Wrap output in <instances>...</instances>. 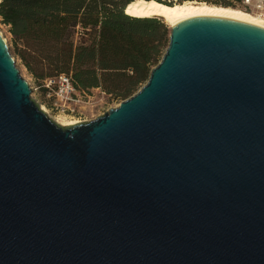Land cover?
I'll return each instance as SVG.
<instances>
[{
    "label": "water",
    "instance_id": "95a60500",
    "mask_svg": "<svg viewBox=\"0 0 264 264\" xmlns=\"http://www.w3.org/2000/svg\"><path fill=\"white\" fill-rule=\"evenodd\" d=\"M30 94L0 34V264H264V27L177 22L87 123Z\"/></svg>",
    "mask_w": 264,
    "mask_h": 264
},
{
    "label": "trees",
    "instance_id": "16d2710c",
    "mask_svg": "<svg viewBox=\"0 0 264 264\" xmlns=\"http://www.w3.org/2000/svg\"><path fill=\"white\" fill-rule=\"evenodd\" d=\"M128 1L0 0V22L36 82L65 75L78 92L99 88L124 101L146 83L169 36L159 19L123 15L121 7ZM156 1L171 5L194 0ZM200 1L230 6L225 0Z\"/></svg>",
    "mask_w": 264,
    "mask_h": 264
},
{
    "label": "rangeland",
    "instance_id": "374dc122",
    "mask_svg": "<svg viewBox=\"0 0 264 264\" xmlns=\"http://www.w3.org/2000/svg\"><path fill=\"white\" fill-rule=\"evenodd\" d=\"M212 1L218 2V1H223V0H212ZM225 1L229 3L230 8L242 10V11L255 15L254 8L244 6L242 3V0H225ZM189 2L205 3L200 0H194V1H189ZM209 5H215V4L210 3ZM216 6H219V5H216ZM165 26L169 30V34H170V28L167 25ZM78 32L79 33H78L77 38L81 37L80 35H82L81 29H79ZM0 34L2 38L5 40V43L7 45V48L11 56L14 58L15 67L19 73V76L24 81L27 82L31 90L30 98L34 101V103H36L39 106V108L41 107L44 108L45 114L51 120L61 121L65 124L70 123V122H75L74 125L87 123V122L93 121L103 116L104 114L108 112V110L110 111L111 109H114L121 102L119 100L112 99L109 95H106L105 93H103L101 89L93 88L84 93L79 92L81 94L80 101L74 107L75 109L73 113L61 112L58 109H55V107L53 106L54 101H53L52 96L47 95L44 89L41 88L42 82L41 81L36 82L22 66L19 58L16 56L14 44L12 41V36L8 32V28L5 25H3L1 22H0ZM167 39L169 40V36L167 37ZM166 47L162 50L163 54L165 53Z\"/></svg>",
    "mask_w": 264,
    "mask_h": 264
},
{
    "label": "bare ground",
    "instance_id": "6f19581e",
    "mask_svg": "<svg viewBox=\"0 0 264 264\" xmlns=\"http://www.w3.org/2000/svg\"><path fill=\"white\" fill-rule=\"evenodd\" d=\"M122 13L131 18H156L169 28H173L177 22L201 16H221L264 27V20L257 15L230 7L189 1L168 5L156 0H130L122 7ZM41 110L44 111V108L41 107ZM54 122L61 126L75 123Z\"/></svg>",
    "mask_w": 264,
    "mask_h": 264
},
{
    "label": "built area",
    "instance_id": "2783aa9c",
    "mask_svg": "<svg viewBox=\"0 0 264 264\" xmlns=\"http://www.w3.org/2000/svg\"><path fill=\"white\" fill-rule=\"evenodd\" d=\"M244 6L253 7L255 15L264 20V0H242ZM41 88L53 98V106L61 112L73 113L80 101V93L72 86L70 77L60 75L41 81Z\"/></svg>",
    "mask_w": 264,
    "mask_h": 264
}]
</instances>
